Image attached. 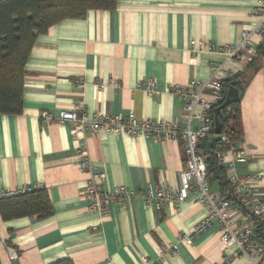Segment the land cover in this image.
Listing matches in <instances>:
<instances>
[{
  "label": "crops",
  "instance_id": "0c3cea01",
  "mask_svg": "<svg viewBox=\"0 0 264 264\" xmlns=\"http://www.w3.org/2000/svg\"><path fill=\"white\" fill-rule=\"evenodd\" d=\"M262 6L264 0H117L113 10L88 11L83 19L64 20L39 36L26 66L22 113H0V193L44 188L53 215L10 221L0 215V264L64 259L73 264H222L216 223L190 237L206 218L196 192L179 205L148 199L152 191H179L186 168L179 142L104 133L77 139L70 125L54 120L44 126L42 117H57L79 101L88 118L101 113L182 121V101L168 87L211 79V67L227 59L211 47L238 46L258 22L255 11ZM193 41L205 49L194 50ZM263 42L254 34L250 45L257 53ZM252 60L229 63L219 80L243 73ZM147 80L161 87L154 96L140 87ZM240 109L242 144L235 147L245 150L247 161L234 167L239 178L248 179L264 173L263 67L240 91ZM83 142L94 172L104 174L103 188H127L135 194L130 202L89 212L83 193L91 172L80 168ZM231 160L228 155L226 161ZM252 189L264 204V179ZM211 191L219 189L211 186ZM229 264L252 263L236 257Z\"/></svg>",
  "mask_w": 264,
  "mask_h": 264
},
{
  "label": "built area",
  "instance_id": "2783aa9c",
  "mask_svg": "<svg viewBox=\"0 0 264 264\" xmlns=\"http://www.w3.org/2000/svg\"><path fill=\"white\" fill-rule=\"evenodd\" d=\"M258 22L243 33L241 43L236 46H212L213 51L226 55V61L213 66V76L206 82L191 81L188 85H170L169 91L174 93L182 101L183 119L179 122L152 120L136 121L132 118L103 115L94 113L91 118L87 117L82 102H75L74 107L69 110H62L57 117L45 114L42 117V124L47 126L54 120L60 125L71 126L75 138L80 139L86 133H104L115 136H128L132 138L151 137L158 142H179L185 152L186 168L180 173V189L177 192H170L161 189L156 194L152 191L148 199H155L158 205L172 202L179 205L187 200L192 192H196V201L205 209L206 218L195 227L190 237H196L209 229L213 223L219 227L220 241L223 250V263L229 264L236 257H245L252 264H264V247L254 241V228L252 220H258L264 224V204L254 194L252 185L264 179V173L252 178L241 179L235 173V163L247 161L245 150L237 149L238 141L230 143L227 136L222 137V142L227 148L218 154L217 158L222 167L229 174L228 183L230 191L226 196L220 192L211 191V185L207 179V167L205 158L198 152L200 140L214 132V121L212 114L215 109L222 107L225 101V90L222 81L218 76L226 73V66L232 62H239L244 57L252 59L257 53L250 45L251 37L256 34L264 37V6L255 11ZM194 50L205 49L204 43H191ZM232 77V75L230 74ZM143 92L151 97L157 94L161 87L155 81L147 80L141 83ZM198 125V128H194ZM231 161H226L227 156ZM80 168L82 171H90L91 178L88 187L84 190V197L89 204L88 210L92 214L103 213L107 207L115 202L124 205L130 202L135 194L125 187H116L112 191L103 188V172H94L92 165L87 158V147L81 143L79 150ZM31 189L13 190L0 193L1 198H7L24 194ZM238 218H237V217ZM241 221H244L243 223ZM172 255L176 250L168 249L166 253ZM143 264H150L144 260Z\"/></svg>",
  "mask_w": 264,
  "mask_h": 264
},
{
  "label": "trees",
  "instance_id": "16d2710c",
  "mask_svg": "<svg viewBox=\"0 0 264 264\" xmlns=\"http://www.w3.org/2000/svg\"><path fill=\"white\" fill-rule=\"evenodd\" d=\"M117 0H0V113L19 115L23 110V86L26 66L37 38L45 35L54 25L67 19H83L91 10H113ZM264 42L243 73L222 81L225 97L232 84L238 80L243 86L252 75L264 68L262 58ZM214 121V113L212 114ZM221 134L214 132L200 140L198 152L205 158L209 184L217 186L226 196L230 191L227 170L218 161V154L227 148L222 137L230 143L241 141L242 120L240 98L228 107H222L218 115ZM0 215L4 221L37 217L46 220L53 215L46 189L39 188L24 194L0 199ZM254 241L264 247V224L252 220ZM53 264H73L64 259Z\"/></svg>",
  "mask_w": 264,
  "mask_h": 264
},
{
  "label": "water",
  "instance_id": "95a60500",
  "mask_svg": "<svg viewBox=\"0 0 264 264\" xmlns=\"http://www.w3.org/2000/svg\"><path fill=\"white\" fill-rule=\"evenodd\" d=\"M241 85H242V82L240 80H238L232 84V86L226 92L225 101H224L222 107H228L230 104L236 103L239 101ZM222 107H219V108L215 109V111H214V133L216 135L221 134V123L219 121L218 115H219L220 109Z\"/></svg>",
  "mask_w": 264,
  "mask_h": 264
}]
</instances>
